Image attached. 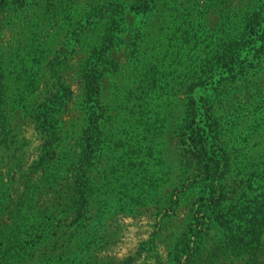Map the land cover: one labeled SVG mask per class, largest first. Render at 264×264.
<instances>
[{
    "label": "rangeland",
    "instance_id": "obj_1",
    "mask_svg": "<svg viewBox=\"0 0 264 264\" xmlns=\"http://www.w3.org/2000/svg\"><path fill=\"white\" fill-rule=\"evenodd\" d=\"M13 2L0 11V264H247L188 126L194 102L228 162L217 206L264 204V33L247 26L264 0Z\"/></svg>",
    "mask_w": 264,
    "mask_h": 264
},
{
    "label": "trees",
    "instance_id": "obj_2",
    "mask_svg": "<svg viewBox=\"0 0 264 264\" xmlns=\"http://www.w3.org/2000/svg\"><path fill=\"white\" fill-rule=\"evenodd\" d=\"M14 1V2H13ZM19 3V0H12L13 3ZM26 1V0H22ZM147 6L149 0H144ZM11 4V0H0V11L2 12L6 7ZM264 6L260 7V10L252 14V19L248 22V28L251 30V34L262 32L264 33V15L262 11ZM258 35V36H261ZM264 38L260 37L262 40ZM231 44H225L220 55L218 56V62L222 64L225 71L229 65L234 62V55L232 56L230 49ZM103 59V57L101 58ZM211 68L210 66H208ZM99 68H93L87 73L85 79L86 86L88 88L87 95L90 99L94 100L98 107H101V77L102 73L98 72ZM233 71V69H231ZM216 88V87H215ZM103 109V108H102ZM198 110L195 103L192 104V120L188 128L190 129L189 138L191 139V145L194 147V154L202 159L204 163L203 168V181H211V188L209 192L210 207L213 208V213L217 215L215 220L221 225V227L230 232L226 246L229 248L232 244V249L236 251L238 256H248L247 264H264V260L260 259L259 250L264 251V204H256L253 206L251 203L239 204L235 208V211L229 210L225 212L217 205L220 200L226 198L225 188L222 184V180L225 177V171L223 169L228 166V162L225 157L221 158L216 152L207 150L205 135L207 130L202 129L200 126L194 127L196 124V117ZM223 165L221 166V164ZM220 169V172L218 170ZM217 183V185H215ZM213 205V206H212ZM228 219H227V218ZM207 226L210 223H214L212 218L208 216ZM231 220V222L229 221ZM262 251V252H263Z\"/></svg>",
    "mask_w": 264,
    "mask_h": 264
}]
</instances>
